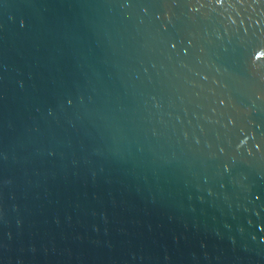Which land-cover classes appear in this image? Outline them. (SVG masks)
Wrapping results in <instances>:
<instances>
[{
	"label": "water",
	"instance_id": "1",
	"mask_svg": "<svg viewBox=\"0 0 264 264\" xmlns=\"http://www.w3.org/2000/svg\"><path fill=\"white\" fill-rule=\"evenodd\" d=\"M0 264H264V0H0Z\"/></svg>",
	"mask_w": 264,
	"mask_h": 264
}]
</instances>
